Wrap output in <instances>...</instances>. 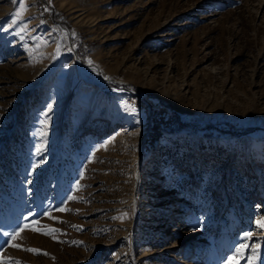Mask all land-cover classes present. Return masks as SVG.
Segmentation results:
<instances>
[{
    "label": "rangeland",
    "instance_id": "1",
    "mask_svg": "<svg viewBox=\"0 0 264 264\" xmlns=\"http://www.w3.org/2000/svg\"><path fill=\"white\" fill-rule=\"evenodd\" d=\"M20 2L0 0V264L242 243L264 264V0Z\"/></svg>",
    "mask_w": 264,
    "mask_h": 264
},
{
    "label": "snow or ice",
    "instance_id": "2",
    "mask_svg": "<svg viewBox=\"0 0 264 264\" xmlns=\"http://www.w3.org/2000/svg\"><path fill=\"white\" fill-rule=\"evenodd\" d=\"M13 2H16V0H13ZM19 8H20V11H17L16 15L17 17H21L23 12L24 11H27V8L25 6V4L23 3V0H21L20 4H19ZM13 24L16 23L15 20H13L12 22ZM23 30V29H22ZM51 110V109H49ZM130 112L132 113H135V108L133 107H129L128 109ZM139 122V121H137ZM41 135H44V133H41ZM37 151H41V149H38ZM37 167H39V165H37ZM77 190H79V186H77ZM69 199H74L73 197H69ZM66 209H60V211H65ZM37 223H39L37 221ZM257 226L258 228L260 229H264V219L260 220V221H257ZM28 226L25 225L24 227L22 228H19L18 230H16L10 237L11 241H16L17 239L20 238V233H22ZM33 231H37L36 228H33L32 229ZM55 230H50V232H54ZM50 232H41V234L43 235H49ZM251 236L252 234L251 233H248V234H245V239H251ZM54 238V237H53ZM8 241H6L7 243ZM11 247H18V245L16 243H11L10 244ZM248 247H251L252 251H251V255L247 258L248 259V264H255L256 260L260 258V252H259V245H248L246 243H242L239 247L236 248L235 250V254L234 256H230L228 258V261L226 262V264H238L239 260L240 259H243L244 256H243V253H244V250L245 248H248ZM27 251L29 252H32V253H37L39 250L37 249H26ZM44 255H47V253H44Z\"/></svg>",
    "mask_w": 264,
    "mask_h": 264
}]
</instances>
